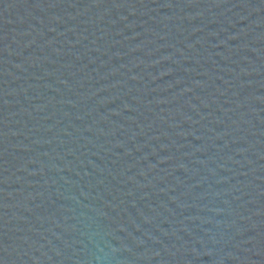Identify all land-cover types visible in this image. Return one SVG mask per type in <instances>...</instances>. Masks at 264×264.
Masks as SVG:
<instances>
[{"label": "water", "instance_id": "95a60500", "mask_svg": "<svg viewBox=\"0 0 264 264\" xmlns=\"http://www.w3.org/2000/svg\"><path fill=\"white\" fill-rule=\"evenodd\" d=\"M0 264H264V0H0Z\"/></svg>", "mask_w": 264, "mask_h": 264}]
</instances>
